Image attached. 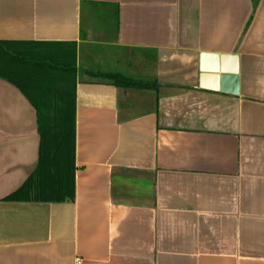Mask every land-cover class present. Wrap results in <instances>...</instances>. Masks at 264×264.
Returning <instances> with one entry per match:
<instances>
[{
	"label": "crops",
	"instance_id": "1",
	"mask_svg": "<svg viewBox=\"0 0 264 264\" xmlns=\"http://www.w3.org/2000/svg\"><path fill=\"white\" fill-rule=\"evenodd\" d=\"M0 40L77 51L71 202L3 201L39 138L0 80V264H264V0H0Z\"/></svg>",
	"mask_w": 264,
	"mask_h": 264
},
{
	"label": "trees",
	"instance_id": "2",
	"mask_svg": "<svg viewBox=\"0 0 264 264\" xmlns=\"http://www.w3.org/2000/svg\"><path fill=\"white\" fill-rule=\"evenodd\" d=\"M76 53L74 43L0 40V80L15 87L32 106L39 138L34 171L5 202L64 203L74 199ZM85 74L121 88L155 87L120 74Z\"/></svg>",
	"mask_w": 264,
	"mask_h": 264
},
{
	"label": "water",
	"instance_id": "3",
	"mask_svg": "<svg viewBox=\"0 0 264 264\" xmlns=\"http://www.w3.org/2000/svg\"><path fill=\"white\" fill-rule=\"evenodd\" d=\"M220 74L222 75L221 80L222 81H231L232 83L236 82V72H231L230 74H228L230 77H224V72L220 71Z\"/></svg>",
	"mask_w": 264,
	"mask_h": 264
}]
</instances>
